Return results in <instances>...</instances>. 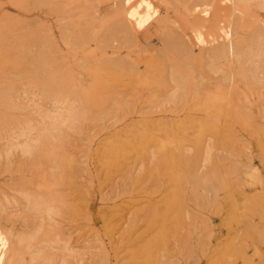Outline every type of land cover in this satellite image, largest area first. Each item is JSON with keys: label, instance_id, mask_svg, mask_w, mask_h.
<instances>
[{"label": "rangeland", "instance_id": "rangeland-1", "mask_svg": "<svg viewBox=\"0 0 264 264\" xmlns=\"http://www.w3.org/2000/svg\"><path fill=\"white\" fill-rule=\"evenodd\" d=\"M149 1L135 20L124 0H0V264L41 222L20 264H264V82L244 52L264 53V8ZM57 94L75 121L7 159Z\"/></svg>", "mask_w": 264, "mask_h": 264}, {"label": "bare ground", "instance_id": "bare-ground-1", "mask_svg": "<svg viewBox=\"0 0 264 264\" xmlns=\"http://www.w3.org/2000/svg\"><path fill=\"white\" fill-rule=\"evenodd\" d=\"M220 1H224L225 3H230V6H231V8H233L234 13L237 14L238 16H239V14H241L243 12V11H241V9H239L240 4L241 5L242 4L250 5V4H253V2H254L256 4H260L264 8V0H220ZM131 2H132V0H124V3L126 5L129 3L131 4ZM143 5H144L145 9H147V10L153 9V11H155L154 7H151V3L149 0H139L138 2H134L133 4H131L130 7L133 11L132 16L135 18V20H141L142 19L140 14L137 13V10ZM198 6L194 7V11H197V9L201 7V6L200 7H198ZM242 7H244V6L242 5ZM200 10H201V8H200ZM200 12L203 14V16L209 14L208 9H205V8H203V10ZM199 16H201V15H199ZM221 31L223 33L224 41L228 42V47H229L230 51L232 52L233 57H235L234 58L235 60H233L232 62L235 63V61H236L238 63H241V60L239 58L240 52L236 48L237 45L234 46V44H233V37L234 36L232 37V35H233L232 25L229 24L227 26H222ZM263 36H264V34H263ZM195 39L197 40V42L203 43V39L201 38V34L196 33ZM261 40H262V37H258L257 40L254 39L252 44L247 47L246 51H244V52H248V54H249V58L247 59L246 63L248 64V68L250 70L252 78L258 83L264 82V57H263L264 53H263V48H261V46H260ZM179 74H180V72H179ZM171 75H173V73H171ZM177 75H178V72H177ZM176 77H178V76H176ZM182 80H184V79H182ZM184 82H186V81H184ZM182 83H183V81H182ZM55 94H53V95L55 96ZM60 94H62V93L60 92ZM51 95L52 94H49V96H51ZM57 96H58V94H57ZM63 97H65V96L63 95ZM52 102H53V103H51L52 109L45 111L43 114L40 113L42 115V118H41V121L39 124H33V123H29V122L27 124L24 123L25 125H22V128H20L16 133H14V135L11 136L10 140L8 139L10 147H9V150L6 151V153H5L6 156L4 155L7 159L8 158L10 159L12 156H14V154H16V152L18 153V151H19V153L21 152L20 154L23 157L27 156V158H28V156L30 157L31 155H33L35 153L38 154L39 153L38 151L42 152L43 149L41 151L40 148H42L44 146L45 142L48 139H50V137H53V136H55L56 133L60 132L62 129V126H64V125L67 126L69 124H72L73 120L75 121V115H76L77 110L75 111L76 108L74 109L73 108L74 106H71L70 104H69L70 106H68L67 100L65 98L62 99V98H59V96H58L56 98H52ZM68 102H70V101H68ZM38 112H39V110H38ZM56 135H58V134H56ZM18 148H19V150H17ZM44 148H45V146H44ZM44 150H46V149H44ZM205 154H206L207 159H208L210 157L209 146L206 148ZM23 192L25 194H27L28 203L32 204L34 209H36L37 212L42 215V217H45V222L51 221V219H53L52 218L53 217V214H52L53 209L51 207V204H49V202L45 198V196H43L41 194H39V195L34 194V193H31L27 190H25ZM42 221H44V220H42ZM47 223L44 224V222H41V225H39L38 229L32 230V231H25V232L23 231L22 233H20V235H18L17 243L19 245H23L25 247V249H23V250L26 253H29L30 255H32V253H33L32 248L35 244V241H36V239H38L39 233L42 231L43 228H45V225ZM1 238H2V235H0V239ZM21 249L22 248L18 247V245L14 248L13 253H14V255H16V260L14 261V263L12 260H10L9 264H20V262L24 260L25 252H23ZM65 257L66 256H64L63 258H65ZM55 258H56V256L54 257V253L45 256L44 260H43L44 264H55L54 263V261L56 260Z\"/></svg>", "mask_w": 264, "mask_h": 264}]
</instances>
